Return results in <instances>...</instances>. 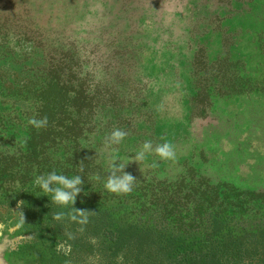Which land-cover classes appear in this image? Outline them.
<instances>
[{
  "label": "rangeland",
  "instance_id": "rangeland-1",
  "mask_svg": "<svg viewBox=\"0 0 264 264\" xmlns=\"http://www.w3.org/2000/svg\"><path fill=\"white\" fill-rule=\"evenodd\" d=\"M149 140L176 159L131 160ZM114 160L129 194L104 187ZM53 171L82 176L88 211L128 216L151 185L264 219V0H0V264H111L104 236L83 247L33 210Z\"/></svg>",
  "mask_w": 264,
  "mask_h": 264
},
{
  "label": "trees",
  "instance_id": "trees-1",
  "mask_svg": "<svg viewBox=\"0 0 264 264\" xmlns=\"http://www.w3.org/2000/svg\"><path fill=\"white\" fill-rule=\"evenodd\" d=\"M88 115L100 117L103 110L93 108ZM78 153L82 154L79 148ZM145 188L144 193L139 189L138 210L128 216L95 206L81 224L68 217L71 205L46 203L40 208L43 198L39 197L33 210L42 212V218L47 217L51 224L78 233L83 247L104 236L112 243L108 248L111 264H264V219L235 222L215 204L217 191ZM87 197L81 191L73 206L88 211L94 202ZM50 199L51 195L43 200ZM59 212L65 218L57 221L53 214Z\"/></svg>",
  "mask_w": 264,
  "mask_h": 264
},
{
  "label": "clouds",
  "instance_id": "clouds-1",
  "mask_svg": "<svg viewBox=\"0 0 264 264\" xmlns=\"http://www.w3.org/2000/svg\"><path fill=\"white\" fill-rule=\"evenodd\" d=\"M48 122L47 117H43L41 119H36L35 117L29 118L28 123L33 127L39 129L46 127ZM127 133L121 129H114L109 136L106 137L107 144H120ZM154 153L160 160L165 161H174L176 159V153L174 150V146L169 142H164L161 144L155 145L153 147L152 142L145 141L141 147V149L137 152L136 156L131 160L136 162L143 161L146 157V154ZM115 161H113L110 174L107 176L104 187L107 191L117 194V195H126L133 191V187L135 181L137 180L134 176L124 171V167L127 163H121L119 166L115 165ZM153 168L157 167V163H153L151 165ZM81 171L83 169L81 168ZM118 173H122L119 174ZM99 179V177H97ZM35 183L38 187L42 189V191L47 194H51V203L68 207L71 205V211L68 214V217L72 221H78L83 224L87 222V213H93L85 210H78L73 205L75 204L76 197L81 192L84 181L82 176L77 175L69 178L63 174H57L55 171L48 173L46 176H37L35 179ZM24 206V201H18L17 207L22 208ZM20 213V221L21 223L25 222V217L21 211H16ZM53 218L57 221H60L65 218V213L59 212L54 213Z\"/></svg>",
  "mask_w": 264,
  "mask_h": 264
}]
</instances>
